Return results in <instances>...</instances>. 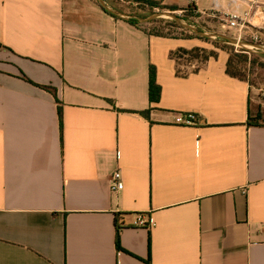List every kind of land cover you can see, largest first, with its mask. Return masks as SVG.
<instances>
[{
	"label": "crops",
	"instance_id": "0c3cea01",
	"mask_svg": "<svg viewBox=\"0 0 264 264\" xmlns=\"http://www.w3.org/2000/svg\"><path fill=\"white\" fill-rule=\"evenodd\" d=\"M154 1L264 35V0ZM206 46L95 0H0V264H264V100L226 51L180 73L171 54Z\"/></svg>",
	"mask_w": 264,
	"mask_h": 264
},
{
	"label": "rangeland",
	"instance_id": "374dc122",
	"mask_svg": "<svg viewBox=\"0 0 264 264\" xmlns=\"http://www.w3.org/2000/svg\"><path fill=\"white\" fill-rule=\"evenodd\" d=\"M97 1V0H96ZM107 2L110 3V1L106 0ZM115 4L118 3L119 7H117L119 10L126 12V13H131L135 14L141 17V15L149 16L151 13V9L146 6L144 3H139L136 0L130 1V0H124L126 2H130L131 5L129 6L125 5L122 3L121 0H111ZM125 5V6H124ZM112 6V5H111ZM114 7V6H113ZM115 8V7H114ZM116 8V9H117ZM161 11H166L162 10L160 8L154 9L152 12H161ZM177 15L183 17L186 19L189 23L196 25L198 28H201L202 30L208 31V32H214V33H220L223 35H226L230 38L238 39L240 41H246V42H254L258 43L261 45H264V35L254 31H248V34H244V36L240 37L239 33L235 35L232 33L230 30H221L219 28H215L214 24L209 25V24H202L203 22L200 21L199 23L202 25H199L196 20H197V14L193 11L189 12L188 14H183V13H176ZM166 21H171L175 22L170 19H165ZM164 23L163 25H165ZM156 26V25H155ZM151 24H144V27H147V29L151 30L153 27H155ZM200 26V27H199ZM182 28V27H181ZM166 33L171 34L174 37H183V36H188L191 33L190 31L186 29H180V28H169V30H166ZM257 35L260 38L259 42L254 41L252 34ZM207 44L206 47H208L209 51H215L216 53L224 51L223 48L226 46V52H236V53H245L248 55L249 59L247 64L243 67V71L246 76V82L251 86L253 89L255 95L257 97H260V99L264 100V55L258 54L256 52H251V51H245L243 52L244 49L238 47V46H232L223 42H217V41H212L209 40L208 42H205ZM215 43L220 44V46H216ZM233 47V48H232ZM178 64H179V70L183 73H188L191 71L196 70L198 67H202V64L192 60L190 56H186L185 54L181 53L179 55V58H177Z\"/></svg>",
	"mask_w": 264,
	"mask_h": 264
},
{
	"label": "trees",
	"instance_id": "16d2710c",
	"mask_svg": "<svg viewBox=\"0 0 264 264\" xmlns=\"http://www.w3.org/2000/svg\"><path fill=\"white\" fill-rule=\"evenodd\" d=\"M131 1V0H130ZM133 1V0H132ZM135 1V0H134ZM139 3H144L146 6H148L151 9V14L155 12H152L156 8H160L162 10H167V7H163L160 5V3L154 1V0H136ZM95 2L99 5V3L95 0ZM111 5V4H110ZM100 6V5H99ZM105 13H107L104 9H102ZM169 10H175V9H169ZM108 15L117 18L109 13ZM149 15V16H150ZM141 17H147L145 15H141ZM118 19V18H117ZM132 25H135L139 28H141L145 33L151 36H156V37H165V38H175V39H200L204 42H208V39L201 38L196 34H190L188 36H181V37H174L169 33H166V30H169V28H180L182 29L176 22H171V21H166L165 19H157L154 20L153 22L149 23L155 27H153L151 30L147 29V27H144V24L139 23L138 21L132 20L129 22ZM166 23L165 25H163ZM200 27V26H199ZM201 29V28H200ZM216 46H220V44L215 43ZM226 46L223 48L224 51H226ZM233 48V47H232ZM245 52V50H243ZM183 53L186 56H190L192 60H195L199 63L202 64V66L210 59V58H217L218 53L215 51L210 52L208 49L201 48V47H196L191 50L187 49H179L176 52H173L171 54L173 59L179 58V55ZM248 55L245 53H236V52H229V60L227 63V74L231 76L232 78L245 81L246 82V76L243 71V67L247 64L248 62ZM201 67H198L196 70L200 69ZM180 72V71H179ZM182 73V72H180ZM41 88L51 92L52 94H55V89L52 87L48 86H42ZM162 94V88L161 86L157 83L156 80V69L155 67H151L150 71V88H149V96H150V101L152 103H158ZM60 111V116L62 117V109H59ZM151 110H147L144 112H140L139 114L144 117V118H149L150 117ZM118 238V246H119V239H120V234H117Z\"/></svg>",
	"mask_w": 264,
	"mask_h": 264
},
{
	"label": "water",
	"instance_id": "95a60500",
	"mask_svg": "<svg viewBox=\"0 0 264 264\" xmlns=\"http://www.w3.org/2000/svg\"><path fill=\"white\" fill-rule=\"evenodd\" d=\"M97 2L99 3L100 7L104 9L107 13L127 22L135 20L141 24H149L157 19H170L175 21L183 29L190 31L191 33H194L201 38H205L217 42H223L232 46H238L244 49L245 51L256 52L258 54L264 55V45L254 42L240 41L238 39L230 38L220 33H214V32H208L202 30L198 28L196 25L189 23L186 19L177 15L174 12L161 11V12H155L148 17H140L138 15L126 13L119 9H116L113 6H111L106 0H97Z\"/></svg>",
	"mask_w": 264,
	"mask_h": 264
},
{
	"label": "built area",
	"instance_id": "2783aa9c",
	"mask_svg": "<svg viewBox=\"0 0 264 264\" xmlns=\"http://www.w3.org/2000/svg\"><path fill=\"white\" fill-rule=\"evenodd\" d=\"M229 26L230 28H240V37L244 36V34H248V31H254L253 27H255L252 22H248V24L243 23V19L238 17L237 15L231 17ZM251 36H253L254 41H260V38L254 33ZM175 123L178 126L184 127L198 126L200 124V116L195 113L177 114ZM110 185L111 191L113 192H119L123 190L124 182L121 171L118 170L112 175ZM133 226L151 229L155 226V223L153 221H149L145 217H139L136 221H134Z\"/></svg>",
	"mask_w": 264,
	"mask_h": 264
}]
</instances>
